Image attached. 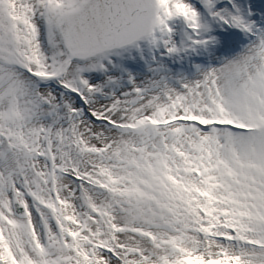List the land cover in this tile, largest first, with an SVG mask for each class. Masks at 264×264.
<instances>
[{
  "label": "snow or ice",
  "instance_id": "6c2138e0",
  "mask_svg": "<svg viewBox=\"0 0 264 264\" xmlns=\"http://www.w3.org/2000/svg\"><path fill=\"white\" fill-rule=\"evenodd\" d=\"M0 264H264V0H0Z\"/></svg>",
  "mask_w": 264,
  "mask_h": 264
}]
</instances>
